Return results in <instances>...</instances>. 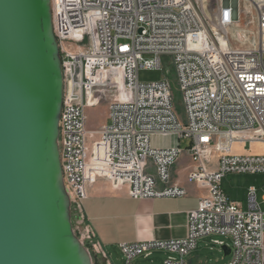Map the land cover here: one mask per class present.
Returning <instances> with one entry per match:
<instances>
[{
    "label": "built area",
    "instance_id": "built-area-1",
    "mask_svg": "<svg viewBox=\"0 0 264 264\" xmlns=\"http://www.w3.org/2000/svg\"><path fill=\"white\" fill-rule=\"evenodd\" d=\"M50 13L62 75L57 145L71 200H85L97 180L137 200L184 197L169 173L182 150L152 147L154 137L188 142L186 180L205 191L185 237L120 244L124 263L162 251L174 255L162 264H186L198 240L215 237L230 240L212 241L230 247L228 264H264V194L259 203L250 188L243 210L221 187L227 174L264 175V154H231L236 143L264 147V0H50ZM163 57L175 68L183 120L164 78L138 79L161 70ZM103 99L109 123L88 147L85 110Z\"/></svg>",
    "mask_w": 264,
    "mask_h": 264
},
{
    "label": "water",
    "instance_id": "water-1",
    "mask_svg": "<svg viewBox=\"0 0 264 264\" xmlns=\"http://www.w3.org/2000/svg\"><path fill=\"white\" fill-rule=\"evenodd\" d=\"M61 99L50 0H0V264H89L62 180Z\"/></svg>",
    "mask_w": 264,
    "mask_h": 264
},
{
    "label": "crops",
    "instance_id": "crops-1",
    "mask_svg": "<svg viewBox=\"0 0 264 264\" xmlns=\"http://www.w3.org/2000/svg\"><path fill=\"white\" fill-rule=\"evenodd\" d=\"M99 131L97 130L96 133ZM180 143L181 141H177L176 145L168 143L164 147H179L182 150L180 157L169 169L170 184L183 188L186 192L182 198L132 199L128 196L126 186L114 188L105 180H97L87 185V198L81 202H74L69 197V201H72L70 204L72 203L77 230L79 233H86L92 240L94 248L106 259L107 264H110V255H120L124 261L119 251L120 244L160 242L185 237L187 214L197 208L205 191L187 182L186 178L194 164L185 152L187 146L181 148ZM243 146L239 143L234 144L231 154L245 155L246 150L242 149ZM236 203L243 210L248 209V206L244 208L241 203ZM262 208L264 205L261 206ZM207 238L209 237L198 240L195 250L185 257L186 264H209L206 258L198 254L199 245L210 247ZM213 240L222 241L213 237L211 244ZM154 253L153 251L148 258H142L147 260Z\"/></svg>",
    "mask_w": 264,
    "mask_h": 264
},
{
    "label": "rangeland",
    "instance_id": "rangeland-1",
    "mask_svg": "<svg viewBox=\"0 0 264 264\" xmlns=\"http://www.w3.org/2000/svg\"><path fill=\"white\" fill-rule=\"evenodd\" d=\"M162 78H164L171 87L173 94V108L175 113L178 119L183 120L184 115L181 92L177 86L176 72L170 58H162L161 70H142L138 74V79L140 82H155ZM107 103L108 100L103 99L98 106L86 108L85 110L88 147H90L91 144L97 140L98 133H96V131L101 130L109 123L107 120ZM168 143L176 145L177 141L176 139L161 138L151 140V146L155 148H162ZM180 145L181 148H185L188 145V142L186 140H181ZM242 149L246 150L245 155L264 154V147L260 145L246 143ZM221 187L229 200L239 202L244 206V208H247L250 188H254L257 201H261V198L264 194V175L227 174L222 179ZM69 206L73 236L81 246L89 264H107L106 259L94 248L92 240L86 235V233H79V230H77V223L75 222L72 213V203ZM262 209L264 210V208ZM211 239H213V237L207 238V243L210 247H205L202 244L198 246V254L203 258H206L209 264H228L231 261V255L223 256L220 248L211 244ZM217 239H221L226 244H230V240L228 238ZM154 252L155 253L151 258L145 260L142 257H138L136 260L132 261L131 264H162L163 260L174 256L171 253L158 251ZM109 260L110 264H125L124 261H122L120 255H110Z\"/></svg>",
    "mask_w": 264,
    "mask_h": 264
}]
</instances>
